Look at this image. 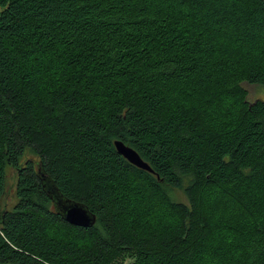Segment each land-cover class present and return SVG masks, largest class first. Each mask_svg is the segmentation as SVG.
Returning a JSON list of instances; mask_svg holds the SVG:
<instances>
[{
  "label": "trees",
  "instance_id": "16d2710c",
  "mask_svg": "<svg viewBox=\"0 0 264 264\" xmlns=\"http://www.w3.org/2000/svg\"><path fill=\"white\" fill-rule=\"evenodd\" d=\"M217 1L185 0L215 12L192 30L169 0H0V264H264V100L246 88L264 89V30L224 37L264 26V3ZM42 179L95 224L66 223Z\"/></svg>",
  "mask_w": 264,
  "mask_h": 264
},
{
  "label": "rangeland",
  "instance_id": "374dc122",
  "mask_svg": "<svg viewBox=\"0 0 264 264\" xmlns=\"http://www.w3.org/2000/svg\"><path fill=\"white\" fill-rule=\"evenodd\" d=\"M264 3V0H261ZM164 3L166 1H163ZM169 4L173 5V7H175V9H177L181 14H182V19L184 20V22L190 27V29L192 30H197L199 29V27H201L204 24H209L210 22H214L212 20V18L215 15V12L212 11H203V10H194L191 6H189L185 0H169ZM215 5L220 6L219 10L223 9L221 6V3L218 4V1L215 0V2L213 3ZM236 11V9H233ZM237 13L238 12L237 10ZM226 14L228 13H223V17L226 16ZM256 15V13H255ZM239 15H236V13H233V17H238ZM257 19L255 20L257 26L256 28H254V26L252 25V21H249L247 23H242L238 20H236L233 23H228V25L226 26L225 33H224V37L225 38H230V39H235L237 41H239V43L245 44L246 47H252L255 45V47L258 45L259 43V35L261 33V31L258 30H264V26H260L263 24V21L261 20V16L260 14H257ZM253 19V18H252ZM224 19L220 18L219 19V23H221V25H223ZM258 27V28H257ZM264 38V31L263 34L260 35V38ZM257 38V39H256ZM256 40V41H255ZM262 40V39H261ZM247 90H248V100L249 101H254L256 99H262L264 100V89L258 87V86H246ZM9 173L11 171H8ZM187 182H185L186 185ZM138 186V185H137ZM131 187H134L133 184V180L131 178ZM174 199L176 202L178 203H182V204H187V199L185 197V194L182 190H175L172 192ZM221 196V195H220ZM137 199L139 200L140 204L142 205V201L144 199H147L146 203L143 201V206H140L139 208H143L145 210L151 211V212H159L161 211V213H163L166 217V219L168 220L169 223H172V221H175L176 219L173 218V214L168 212L166 213L165 210L163 209V205H161L159 203V200L157 197L153 196V195H146V197H144V199H142L141 197H139L137 195ZM14 197L10 196L8 197V202H7V208H11L12 205L14 204ZM222 204H227L229 206H241V202L237 199H230L226 196H222L221 199L219 200ZM49 227H47L46 229H48ZM55 229V234H54V239H58L61 240L62 237L64 236V233H62L61 229L59 228H54ZM51 235V234H50ZM53 237V236H52ZM124 264H132V260L131 262H126Z\"/></svg>",
  "mask_w": 264,
  "mask_h": 264
},
{
  "label": "water",
  "instance_id": "95a60500",
  "mask_svg": "<svg viewBox=\"0 0 264 264\" xmlns=\"http://www.w3.org/2000/svg\"><path fill=\"white\" fill-rule=\"evenodd\" d=\"M114 147L116 152L129 164L140 170L151 172L147 163H145L132 148L126 146L121 141H115ZM42 181L44 190L50 196L56 211L66 223L83 228H91L95 224V215L89 213L84 205L64 199L53 184L45 179H42Z\"/></svg>",
  "mask_w": 264,
  "mask_h": 264
}]
</instances>
